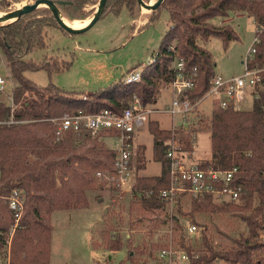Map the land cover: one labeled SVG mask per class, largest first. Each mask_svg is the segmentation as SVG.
<instances>
[{
  "label": "trees",
  "instance_id": "obj_1",
  "mask_svg": "<svg viewBox=\"0 0 264 264\" xmlns=\"http://www.w3.org/2000/svg\"><path fill=\"white\" fill-rule=\"evenodd\" d=\"M60 1V14L71 17L86 4H95L98 0ZM0 2V9L9 4L7 0ZM138 6L137 0H108L101 18L108 13L119 15L124 10L135 16ZM161 6L169 12L170 25L155 59L143 67L141 80L126 83L123 78L87 94L84 90L63 89L53 82L40 86L25 75L27 70L39 69L52 73L70 64L62 65L59 56L47 53L40 60L23 58V54L34 49L47 48V28L57 26L49 8L39 7L13 22L0 25V46L18 82L13 91L16 107L0 101V254L6 248L14 223L5 196L15 189L26 192L20 226L12 237L10 264H50L52 213L87 207V191L95 187L96 172L113 169L116 151L101 144L103 133L94 138L87 137L80 145L75 143L72 133L58 139L51 118L80 109L88 113H97L104 108L121 111L135 96L143 104L156 103L161 88L171 85L175 79L172 64L178 58L184 60L186 72L196 68L197 86L188 94L198 98L209 89L210 79L216 73L213 54L201 42L216 36L227 44L239 37L231 24L216 26L210 19L245 11L258 25L264 24V0H165ZM159 8L150 16L149 23L157 16ZM260 36L262 42L257 58L264 61V30ZM207 127L211 132V159L200 165L221 169L237 165L239 172L232 184L243 188L239 199L243 204H237L239 200L227 203L252 209V214L244 218L248 234L235 239L230 249L217 251L206 236L207 251L200 253L198 258L193 256V249L183 246L191 256L189 264H214L220 260L233 264H264L260 221L264 218V92L248 109L215 107ZM149 129L154 134V159L161 163L162 171L159 175L137 176L133 190H152L150 196H142L139 201L147 209H158L165 207L158 191L169 185L170 161L166 150L172 130L160 128L157 121H151ZM177 133L176 138L183 149H192L191 133L181 129ZM194 200L196 208L227 204L217 206L213 196ZM121 246L119 239L110 241L112 250ZM4 253L3 264L7 260V252Z\"/></svg>",
  "mask_w": 264,
  "mask_h": 264
},
{
  "label": "rangeland",
  "instance_id": "obj_2",
  "mask_svg": "<svg viewBox=\"0 0 264 264\" xmlns=\"http://www.w3.org/2000/svg\"><path fill=\"white\" fill-rule=\"evenodd\" d=\"M7 1L8 6L0 9V13L13 10L10 4L17 0ZM154 2L148 1L149 4ZM98 6L99 0L95 4L88 3L73 16L64 18L81 21L90 19L97 12ZM153 12L138 6L135 16L126 10L119 15L108 13L90 30L81 34H70L58 25L49 26L47 48L34 49L23 54V58L40 60L47 53L49 56H59L62 65L66 62L70 64L52 73L39 69L27 70L25 75L40 86L53 82L66 90H84V94L107 88L123 79L130 71L143 69L156 56L170 20L168 10L161 6L157 16L149 23ZM8 22L11 21L1 24ZM210 22L216 26L229 23L239 36L227 44L216 36L201 42L213 54L215 71L226 77L241 73L244 69L242 60L254 41L258 23L245 11H236L229 17L216 16ZM0 76L6 79V88L0 92V101L15 108L13 91L18 82L12 75L10 61L1 46ZM173 95L171 85L161 88L156 106L170 104ZM29 98L33 96L29 95ZM252 104L246 102L243 109L251 108ZM199 109L190 115V120L197 136L193 155L195 160L203 163L211 159V132L207 125L214 109L213 97H206ZM152 119L157 120L159 127L165 129L171 128L173 123L177 122V126L181 123L179 116L173 121L172 116L165 113L154 114ZM149 127L150 124L142 128L136 139L137 143H143L136 150V163L142 166L137 170L138 176L159 175L162 171L161 163L154 159L155 140ZM100 141L105 148L115 147V142L104 135ZM95 177V187L87 191V207L56 210L52 213L50 264H189L180 259L168 262L161 256L162 249L168 246L181 249L186 246L198 254L205 253L206 236L215 249L220 251L230 249L235 239L248 234L244 218L252 214V209H242L231 203L223 205L217 198L213 203L222 207L209 205L196 208L197 202L191 197H185L180 201L177 213L182 219H195L202 226L200 233L189 235L183 231L179 222L170 220L166 206L147 209L139 197L131 193L118 197L115 188L98 179L96 174ZM237 204L242 205V199ZM255 205L256 201L253 207ZM260 221L263 226L264 218H260ZM261 238L264 239L263 230ZM114 239L122 243L117 250L110 247V241ZM5 250L0 254V262L5 258ZM215 264L233 263L220 260Z\"/></svg>",
  "mask_w": 264,
  "mask_h": 264
},
{
  "label": "built area",
  "instance_id": "obj_3",
  "mask_svg": "<svg viewBox=\"0 0 264 264\" xmlns=\"http://www.w3.org/2000/svg\"><path fill=\"white\" fill-rule=\"evenodd\" d=\"M35 1L17 0L11 2L10 7L18 9ZM263 30L264 24L259 25L254 41L242 60L244 64L243 71L228 77L216 72L210 79L209 89L200 97L193 98L188 94L197 86L196 68L193 71L186 72L184 60L178 58L172 64L176 76L171 83L174 95L170 104L164 107H157V102L143 104L135 96L132 102L121 111L111 108H104L97 113H88L83 109L75 112L68 111L59 117L50 119L56 125L57 138L61 139L67 133H72L76 140L75 143L80 145L87 137L94 138L103 133L115 142L116 156L113 169L110 171H97V178L115 188L118 197L122 198L125 193H131L139 198L142 196L147 197L153 193L152 190L138 192L133 190L138 176L137 170L139 169L135 158L137 154L135 136L142 128L149 126L150 122L154 121L152 119L154 114H169L172 116L173 121L179 116L181 123L179 126H177V122L172 124L170 128L172 138L168 141L169 145L166 150V157L170 161L169 185L161 188L158 191V196L168 208L171 221L179 222L186 234L200 233L202 226L198 222L182 219L177 213L180 201L185 197L205 199L207 196H213L223 203L235 202L241 198L243 188L241 186L235 187L232 184L239 172L237 165H233L228 169L202 167L200 162L195 160L193 147L197 136L191 127L190 115L200 111L201 102L208 96L213 97L214 108L233 106L240 109L243 108L246 102L253 103L261 96V93L264 92V61H260L257 54L258 47L262 42L260 34ZM141 77L142 68H138L127 73L124 81L126 83L138 82ZM5 88L6 79L0 76V92H3ZM180 129L185 133H191L192 149L185 150L182 144L178 142L176 135L178 134L177 130ZM5 198L14 218L5 250L7 252L5 264H10L9 254L12 237L17 227L20 226L25 208V190L15 189ZM192 254L195 258L199 257L195 250H192ZM161 256L168 262L180 259L189 263L191 260V256L185 247H181V249L175 246L165 247L161 251ZM0 264H3L2 261Z\"/></svg>",
  "mask_w": 264,
  "mask_h": 264
},
{
  "label": "water",
  "instance_id": "obj_4",
  "mask_svg": "<svg viewBox=\"0 0 264 264\" xmlns=\"http://www.w3.org/2000/svg\"><path fill=\"white\" fill-rule=\"evenodd\" d=\"M107 1L108 0H99V6L97 12L93 15V17L90 18L88 24L80 28L72 27L64 22L63 20L64 17L60 14L58 8V4L61 1H54V0H36L32 4L24 5L22 8L13 9L11 11L2 13L0 15V25H3L1 23H5L7 21L13 22L18 18H20L21 16L26 15L38 9L41 6H46L51 11L53 18L55 19L60 29L70 34H81L90 30L98 22V20L101 18V15L105 10ZM137 1L141 9H144L146 11H155L164 3L165 0H155L153 4H149L144 0H137ZM263 230H264V225H263Z\"/></svg>",
  "mask_w": 264,
  "mask_h": 264
},
{
  "label": "bare ground",
  "instance_id": "obj_5",
  "mask_svg": "<svg viewBox=\"0 0 264 264\" xmlns=\"http://www.w3.org/2000/svg\"><path fill=\"white\" fill-rule=\"evenodd\" d=\"M2 13H0L1 15ZM64 22L72 27H76V28H80V27H83L85 26L86 24H88V22L90 21V19L88 20H84V21H81V20H78V19H74V20H68L66 18H63ZM85 24V25H84Z\"/></svg>",
  "mask_w": 264,
  "mask_h": 264
},
{
  "label": "crops",
  "instance_id": "obj_6",
  "mask_svg": "<svg viewBox=\"0 0 264 264\" xmlns=\"http://www.w3.org/2000/svg\"><path fill=\"white\" fill-rule=\"evenodd\" d=\"M87 20H88V19H87ZM84 25H85V24H84ZM154 121H157V120H154ZM157 122H158V121H157ZM169 129H170V128H169ZM141 131H142V130H141ZM141 131H140V132H141ZM140 132L135 136V145H136V148L138 147V145L143 144V143H141V142H140V143H139V142H138V143L136 142V139H137L138 135L140 134ZM103 135H104V134H103ZM104 136H105V135H104ZM105 137H106V136H105Z\"/></svg>",
  "mask_w": 264,
  "mask_h": 264
}]
</instances>
